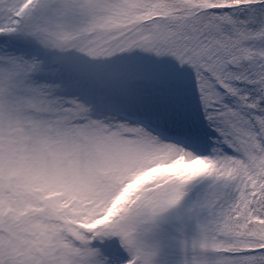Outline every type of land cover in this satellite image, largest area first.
<instances>
[{"label":"snow or ice","instance_id":"6c2138e0","mask_svg":"<svg viewBox=\"0 0 264 264\" xmlns=\"http://www.w3.org/2000/svg\"><path fill=\"white\" fill-rule=\"evenodd\" d=\"M0 264H264V0H0Z\"/></svg>","mask_w":264,"mask_h":264}]
</instances>
